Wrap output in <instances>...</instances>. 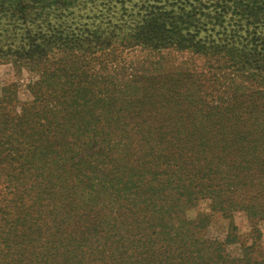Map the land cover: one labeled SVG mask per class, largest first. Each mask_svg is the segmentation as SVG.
Masks as SVG:
<instances>
[{"label": "rangeland", "instance_id": "obj_1", "mask_svg": "<svg viewBox=\"0 0 264 264\" xmlns=\"http://www.w3.org/2000/svg\"><path fill=\"white\" fill-rule=\"evenodd\" d=\"M179 1L182 3V0H176L175 3L174 0H0V147L14 150L10 165L4 172L0 171V200L4 196L7 197L0 202V209L3 206L13 207L20 191L29 192L27 199H33L34 191L41 188L37 178L38 173H41L43 178L52 175L55 190L63 194L65 205H62L67 207V223L76 222L81 226L87 219L97 217L94 215H97V210L100 213L98 216L108 213V227L99 225L90 228V243L108 238L107 243H113L118 248H127L131 254L133 250L130 247L144 245L142 240H129L122 232L116 237L113 236L116 226L111 228L115 221L128 223L129 220L124 218L126 215L121 214L123 208L129 209L131 190L135 194L142 193L145 195L143 197L150 196L154 203L161 202L164 198L169 200L173 210L181 211L182 218L188 221L203 217L201 235L204 239L224 243L226 239L233 241L235 237L237 242L225 245L226 253L232 258L241 255L240 242L243 245L256 242L264 248V219L258 214L251 219L243 210L233 206L229 195L230 174L227 170L211 172L210 180L205 184L195 180L196 188L179 183L181 189L178 192L157 189L151 191V195H146L143 187H131L130 182L125 180L128 177L122 178L116 171L119 166L137 171L140 169L138 164H142L149 172L150 147L157 143L164 146L168 129L208 124L202 117L195 120L188 118L187 112H203L197 104L189 106L185 112L180 108H166L156 99L159 94L169 93L166 97H170L175 92L199 89L203 94H211L208 97L203 95L208 103L225 94L222 87L213 88L210 75L212 72L207 67L206 59L189 50L193 45L208 46L212 37L207 34L208 40L203 34H198L194 38H180L178 33L184 31L171 30L167 26L161 28L156 24L166 19L175 25L178 20L172 17L171 10ZM148 5L156 7L157 10L148 8ZM164 12L168 17L159 16ZM233 19L237 18H225L227 28L235 26ZM262 21L263 17L252 21L257 25V31L264 32ZM142 25H145L144 30L139 29ZM140 33L143 34V39ZM186 69L201 71V74L208 77L198 81ZM166 74H169V78H165ZM187 74H191L192 78ZM261 76L256 77V81L264 80V74ZM145 77L152 80L148 87L143 82ZM89 81L90 86L87 85ZM132 81H135L139 88L134 90ZM40 82L43 84L38 85ZM100 82L111 84L108 88L114 91L99 99L103 103L100 106L103 113L97 111V105L83 103L91 99L88 90L106 91ZM96 83L98 88H94ZM162 83L171 88L164 87ZM260 87L264 88V83L260 84ZM74 89H79L81 97L73 92ZM170 89L171 92H168ZM131 92L133 95L130 96ZM80 98L83 100L80 101ZM255 105L244 102L240 103L239 107L241 110H264L261 102L256 101ZM83 110L87 112V117L75 115V112ZM38 113L42 114L40 119L37 117ZM90 113L92 117L89 116ZM100 115L104 118H100ZM32 122L38 124V127L30 128L28 124ZM136 122L142 125L139 135H144V131L151 132L156 129L155 137L161 135V139L156 138L148 145H143L137 143L143 141L137 138L127 145H122L125 140L120 141L117 138L109 145H95L96 140L90 142L77 136L78 129L82 131L80 127L88 125L98 128L108 126L112 129L111 134L115 136L125 132L132 135L133 132L129 130L135 127ZM117 129L119 131H116ZM44 131L49 140L40 139L31 143L33 133L40 135ZM58 133L73 137H67L65 142L58 137ZM169 141L174 142L172 139ZM47 145L48 167L43 169V166L37 164L34 170L31 169L30 163L35 160L37 154L44 153ZM163 146L154 153L159 169H163L161 162L170 151V148H162ZM18 148H21L20 153H16ZM24 152H27L26 165L21 162L25 160ZM59 160L64 161L63 165L67 168L65 172H56L53 168L51 161ZM99 160L103 162L99 163L101 171L105 170L108 176L104 179L95 177L90 180V184L85 185L90 168L95 167ZM140 161L143 163H139ZM19 165L26 168L22 171V176L36 180H22L21 184L11 181V175L21 176L18 172ZM171 172L169 171L170 174ZM5 176H8V182L5 181ZM65 176L67 184L62 183ZM220 177L223 178L218 182ZM205 185H210V188ZM214 185L220 186L216 194L214 192L218 187ZM246 190L249 192L245 193ZM88 192L96 195L97 199L93 203L85 204ZM180 194H183V202L178 203L176 197ZM236 196L252 199L258 207H264V204L260 203V199L264 197L261 188L243 189ZM135 199L137 198L132 199V202ZM50 202L52 205L58 204L48 199L35 203L43 211L35 223H46L49 226L54 224L49 222L53 215L44 218L50 210ZM83 205L88 207V211H81ZM237 205H242V202H237ZM80 213H83V216ZM12 214L13 210H10L1 216L6 221L0 223L7 222L8 230L33 221L19 218L20 220L11 223ZM59 218L54 216L53 221L59 223ZM152 218L156 219L155 216ZM174 218L172 222H175ZM31 225L34 228L35 224ZM102 227L111 228L112 232L108 237L96 231ZM49 239V245L58 251L69 245L77 247L79 243L78 240L70 242L67 237L53 236ZM262 256L264 258V255ZM210 264L215 262L211 261Z\"/></svg>", "mask_w": 264, "mask_h": 264}, {"label": "trees", "instance_id": "obj_2", "mask_svg": "<svg viewBox=\"0 0 264 264\" xmlns=\"http://www.w3.org/2000/svg\"><path fill=\"white\" fill-rule=\"evenodd\" d=\"M147 7L156 8L152 5ZM172 7V17L176 18L178 22L173 25V23L163 19L156 24L161 28L167 26L171 30L180 29V32L184 31L178 33L180 38H194L198 34H203L206 37L209 34L213 38L210 39L208 46L193 45L189 50L206 59L207 67L212 72L210 75L213 88L222 87L225 94H221L212 103H208L203 97V95L208 97L211 94H203L199 89L175 92L170 97H166L169 93L159 94L156 99L166 108H180L182 112H185L189 106L197 104L204 113L198 112V110L187 112L188 118L195 120L202 117L208 124L190 125V128L174 127L168 129L165 145L157 143L150 147L148 152V156L151 157L149 172L144 169L142 164H138L140 169L137 171L129 170L124 166L117 167L116 171L120 177H128L125 180L130 182L131 187L134 189L143 187L146 195H151V191L157 189L178 192L181 189L179 183L196 188L195 180L205 184L210 180L211 172L216 173L225 169L230 174L229 187L231 191L229 195L232 198L233 206L243 210L251 219L258 215L264 219V207H258L252 199L236 196L243 189L253 188H261L264 195V110L257 111L255 108L254 110L252 108L241 110L239 107L240 103L244 102L256 106V101L264 105V88L260 87L264 80L256 81V77H262L261 75L264 74V32L257 31V25L252 22L259 17L264 18V0H196V2L195 0H182V3L179 1L176 7ZM149 13L153 14L150 11ZM159 16L168 17L165 12ZM227 16L237 18L233 19L235 26L231 25L227 28L225 25ZM243 21L246 23L244 24ZM262 24L264 26V21ZM139 29L144 30L145 25ZM242 29H244L243 32ZM139 35L143 39V34L140 33ZM207 38L209 40V37ZM187 71L193 74L198 81L208 77L201 74V71ZM144 74L148 73L144 72ZM191 74H187L190 79L192 78ZM165 78H169V74H166ZM148 79L143 80L147 87L152 84V80ZM100 83L103 84L106 91L88 90L91 99L83 101L84 104L90 103V106L97 105L99 112H101L100 106L103 104L99 99L114 92L108 88L111 84ZM42 84V82L38 83V85ZM87 85L90 86L91 82H87ZM131 85L134 90L139 88L135 81H132ZM162 85L171 88L167 84L162 83ZM96 87L97 83L94 88ZM171 90L167 91L171 92ZM73 92L81 97L79 89H74ZM131 95L133 92L130 93ZM201 99L202 101H200ZM82 100L83 98H80V101ZM109 102L113 101L109 100ZM213 103L215 104L213 105ZM197 114L200 115L196 117ZM75 115L85 118L87 112L83 110L75 112ZM89 116L92 117V113ZM37 117L40 119L42 114L38 113ZM100 118H104V116L100 115ZM28 126L30 128L38 127V124L32 122ZM80 128L82 131L78 129L77 136H81L90 142L96 140L95 145L98 143L109 145L117 138L120 141L125 140L122 145H127L137 138L143 140L142 142L137 141V143L148 145L153 139L160 140L162 137L161 135L155 137L156 129H152L151 132L149 130L144 131V135H139L142 131V125L137 122L135 127L129 130L133 132L132 135L125 132L115 136L113 133L111 134L112 129H109L108 126L98 128L88 125ZM45 132L40 133V135L33 133L31 143L40 139L41 141L49 140V137L45 136ZM69 136L73 137V135L64 136L62 133H58V137L63 141ZM169 139L174 142L170 143ZM161 146H163L162 148H170L161 162L164 166L163 169H159L156 164L157 157L154 154ZM63 147H65L64 143ZM47 148L48 145L44 149V153L37 154L35 160L30 163L31 169L34 170L37 164L43 166V169L48 167L49 159L46 157H48L49 152ZM13 151L12 148L0 147L1 172H4L10 165V160L14 156ZM20 152L21 148H18L16 153ZM24 153L25 160L21 162L26 165L27 152ZM102 153L103 150L100 152V156ZM101 162L102 160H99L95 167L90 168L89 176L84 182L85 185L90 184V180L95 177L104 179L108 176L105 170L101 171L99 166ZM63 163L64 161L60 160L58 162L51 161L56 172L66 171L67 168ZM139 163H143V161ZM18 170L21 176L11 175V181L21 184L22 180H29L30 178L36 180L32 177L22 176V171L26 170L25 166L19 165ZM169 171H172L171 174ZM7 178L8 176H5V181ZM37 178L40 180L41 188L34 191L33 199H27L29 192L20 191L18 196L16 195L17 199L13 207L3 206L0 209V221H6L1 216L10 210H13L11 223L22 218L33 220L32 223H24L11 230H8L7 222L0 223V264H210L211 261H214L215 264H264L262 256L264 255V248L256 242L245 243L246 245L240 242L241 255L232 258L226 253L225 245L237 242L235 237H233V241L226 239L224 243L204 239L201 235L203 217L199 216L194 221H188L182 218L181 211L173 210L169 205V200L164 198L161 202L154 203V199L150 196L143 197L145 195L142 193L135 194L131 190L129 193L131 199L128 204L130 212L129 209L123 208V214H121L126 215L124 218L129 220L128 223L123 224L115 221L111 228L114 229L116 226L113 236L116 237L119 232H122L129 240H142L144 245L130 247L133 250V254H131L127 248H118L113 243H107L108 238L104 241L95 240L90 243L88 237L91 234L90 228L99 225L108 227L109 221L106 220L108 213L98 216L100 214L98 210L97 215L91 210L97 217L87 219L81 223V226L76 222L67 223L65 219L67 207L62 205H65L63 194L57 193L55 190L54 182L51 179L52 175L43 178L41 173H38ZM222 178L220 177L218 182ZM62 183L67 184V176L62 179ZM89 186L92 187V185ZM205 187L210 188V185H205ZM214 187H218L214 192L216 194L219 192L220 186L214 185ZM28 188L26 187V189ZM248 192V190L245 191V193ZM9 195L13 196V194ZM182 197L183 194H180L176 197V201L178 203L183 202ZM6 198L4 196L0 202ZM134 198L137 199L132 202ZM46 199L58 203L52 205L53 203L50 202L48 215L46 217L44 215V218L52 215L53 217H60L59 223L53 221V217H51L49 222L54 223L52 226L34 222L43 213L35 203ZM96 199V195L88 192L85 204L93 203ZM237 202H242V205H237ZM260 203L264 204V197L260 199ZM34 208L35 210H33ZM81 211H88V207L83 205ZM80 215L83 216V213ZM69 216L70 214L67 217ZM152 216H155L156 219H153ZM172 218L175 222H172ZM63 220L65 221L62 222ZM31 224H35L34 228L31 227ZM111 228L102 227L96 231L108 237L112 232ZM53 236L67 237L70 242L78 240L79 243L77 247L69 245V247H64L58 251L49 245L51 243L49 238Z\"/></svg>", "mask_w": 264, "mask_h": 264}]
</instances>
